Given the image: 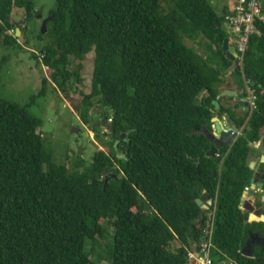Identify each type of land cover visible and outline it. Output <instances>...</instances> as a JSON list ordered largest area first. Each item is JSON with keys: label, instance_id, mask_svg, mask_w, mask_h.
Here are the masks:
<instances>
[{"label": "trees", "instance_id": "obj_1", "mask_svg": "<svg viewBox=\"0 0 264 264\" xmlns=\"http://www.w3.org/2000/svg\"><path fill=\"white\" fill-rule=\"evenodd\" d=\"M17 11L26 24L38 14L32 0H0L5 49L21 48L11 18ZM227 14L209 0H55L45 33L33 36L39 43L32 57L50 73L37 96L48 83L63 93L72 79L80 84L93 53L78 113L88 125L98 108L112 132L105 140L92 128L108 151H96L78 171L55 162L38 117L0 98V264H94L87 244L107 264H188L187 251L210 224L212 264H264V221L250 222L240 208L254 173L251 145L264 129V23H255L242 68L254 109L236 119L212 105L230 67ZM185 40L204 41L202 54ZM230 75L239 77L245 98L237 64ZM214 113L229 114L241 128L218 148L220 158L206 156ZM257 171L264 173V163ZM204 197L214 203L207 211L196 204ZM107 225L113 233L102 256Z\"/></svg>", "mask_w": 264, "mask_h": 264}, {"label": "rangeland", "instance_id": "obj_2", "mask_svg": "<svg viewBox=\"0 0 264 264\" xmlns=\"http://www.w3.org/2000/svg\"><path fill=\"white\" fill-rule=\"evenodd\" d=\"M32 2L35 10L38 11L34 20L26 24L22 11H17L18 15H14L19 17V20L14 21V23L16 29L21 30L19 36L16 37L21 48L5 49L0 46V60L6 59L5 63L0 66V98L18 106L26 107L31 115L41 120L42 129L40 132L46 142V148L51 151L55 162L66 164L78 171H84L91 164L93 154L96 151H108L107 148L101 146L96 138L94 139L95 132L91 131L92 128H99V132L105 140L108 139L106 136L110 132V128L106 129L103 126L104 123L109 124V122H100L101 116L98 108H93L90 112V118L96 121L88 125L82 123L78 113L82 98L80 92L87 94L90 91L93 53H90L83 62V69L80 74L82 82L80 84H75L72 79L67 83L65 93H63L54 88L53 84L48 83L45 94L37 96L41 90L42 78L49 80L50 73L32 57V54L37 56L38 51L35 46L39 43L33 36L40 31L42 22L48 19V12L53 9L55 0H32ZM209 2L218 10L217 3L219 4V0H209ZM27 25L28 29L31 30V34L29 30L24 31ZM8 34L11 35L12 33L8 32ZM27 39L28 44H25ZM198 41L185 40L184 42L188 47L202 54L201 44H204V41ZM232 46L229 41V48L231 49ZM72 68L71 65L70 70ZM236 77V75L232 76L237 83L236 79L238 80L239 77ZM97 123L100 126H95ZM79 148H81L80 155H78ZM255 194H264V192L254 193L249 191L248 197L255 196ZM256 198L258 199L259 196H256ZM249 221L263 222L264 220L255 217ZM106 230V238L99 240L100 249L98 251L102 256L105 255L106 246L113 233L109 225L106 226ZM86 252L94 264H107L105 260L99 262L95 260L89 244L86 245Z\"/></svg>", "mask_w": 264, "mask_h": 264}, {"label": "built area", "instance_id": "obj_3", "mask_svg": "<svg viewBox=\"0 0 264 264\" xmlns=\"http://www.w3.org/2000/svg\"><path fill=\"white\" fill-rule=\"evenodd\" d=\"M256 22L264 23V13L260 7V0H231V9L229 14L225 16L224 25L228 33V39L233 45L231 49L228 45V48L234 56L237 69L240 72V77L244 84L245 92L248 96L250 106L249 114L254 109L256 97L249 86V80L242 72V68L247 43L255 32ZM236 134L238 135L239 133ZM215 157L220 158V155L216 153ZM221 163L222 160L219 164V168H221ZM251 190L254 193H257L256 188H251L249 186L245 187L244 192L247 193ZM209 202L210 206H214L212 200H209ZM203 233L202 241L197 246H194L192 250L187 251L186 259L188 264H212L211 255L214 247L211 241V224L204 230ZM197 247L199 248L198 251L196 250Z\"/></svg>", "mask_w": 264, "mask_h": 264}, {"label": "water", "instance_id": "obj_4", "mask_svg": "<svg viewBox=\"0 0 264 264\" xmlns=\"http://www.w3.org/2000/svg\"><path fill=\"white\" fill-rule=\"evenodd\" d=\"M260 7L262 9V12L264 13V0H260ZM11 18L15 22H17L19 20L18 16L12 15ZM48 20H49V18L47 20L43 21L41 24L40 31L42 34H44L46 31L45 26H46V23ZM19 34H20V30L18 28L15 29V37L19 36ZM223 51L225 52L226 57L230 61L229 72L233 73L236 70V62H235L234 56L232 55V52L228 48L227 39H225L223 41ZM202 92H204V90H202ZM200 97H201V93H199L197 98H196L197 102L199 101ZM221 97L236 98V97H238V94L236 92H231L229 90H225V91L220 92L217 95L216 99L212 102V105L214 106L215 110H217V108H218V100ZM228 110L229 111L246 110V112L248 113L250 111V106H249V103H247V102H239L238 104L228 106ZM224 119H225L226 128L223 127L222 123H220V127H219V124L217 123V120L215 118L211 119V121L214 123L215 134H211V135L207 136L208 141L212 144V146L206 152L207 157L214 158L218 148H222V147H226V146L231 145L236 139V136H237L236 133H239L237 126L230 119L229 114L226 113L224 116ZM95 126H100V124L97 123V124H95ZM103 126L106 129L110 128V125L106 124V123H104ZM109 131H110L109 133H111L112 128ZM123 137L124 136L121 135L120 139H123ZM257 145H258L259 152H261L264 155V144H263L262 138L259 139V141L257 142ZM80 152H81V148L78 149V155L81 154ZM190 161L192 163H197V160H193V161L190 160ZM258 161H260L261 163H264V158H261L260 156L259 157L255 156V158L248 165L249 169L254 171L255 165ZM106 174H107V172L103 171V175H105V183H107ZM263 181H264V173L254 171L253 176H252V183H251L252 188L256 187L258 190H260L263 193V190H262V187H263L262 182ZM245 195H246V193L242 194L240 203H243V198L245 197ZM203 199H200V200L197 199L196 204L198 206H201ZM205 199L207 200V197H205ZM206 204L207 205L204 207H206V209H208L210 206L209 200L206 202ZM251 211H253V210H251ZM261 212H262V209H258L255 212H252L249 216V220L251 219L252 216H254L256 218H262L264 220V217L261 215ZM196 250L198 251L199 248L197 247ZM243 250L244 249H242V252H241L242 254H244Z\"/></svg>", "mask_w": 264, "mask_h": 264}, {"label": "crops", "instance_id": "obj_5", "mask_svg": "<svg viewBox=\"0 0 264 264\" xmlns=\"http://www.w3.org/2000/svg\"><path fill=\"white\" fill-rule=\"evenodd\" d=\"M217 7H218V11H221L222 9L225 8V10H227V12H228L231 9V0H219V4L217 3ZM224 86H227V88H225ZM225 90H229L231 92H236L237 94H239V97L231 98L230 100L229 99H225V97H221V100L220 99L218 100V107H219V105H221L224 108H228V106H230V105L238 104L240 102V98L243 97L242 91L239 89V87L237 86V83L234 81V79L232 78L230 73H227L225 75V77H224V85H223V87H221L220 92L225 91ZM226 98H228V97H226ZM215 111H217V110H215ZM232 112H234V117L236 119L244 118V112H245L244 110H238V111H232ZM246 113H245V115H246ZM224 116H225V114H223L222 116H218L217 113H214L213 118H215L217 120V123L219 124V127H220V123H222L223 127L226 128ZM211 128H212V131H211L212 134L213 133L215 134V129H214V123L213 122H212ZM238 130H239V133H240L241 132V128H238ZM262 132H264V129L262 130ZM260 138L263 139V144H264V133H261ZM255 156H257V157L260 156L261 158H264V155L261 152H259V150H258L257 142L251 145V154H250V157H249V163L255 158ZM259 164H261L260 161H258L256 163L254 171L258 172L257 168H258ZM248 193L249 192H247L245 197L243 198V203H241V207L240 208H242L243 211L249 212V216H250V214L252 212H255L258 209H262V211H263L264 194H255V196L248 197ZM256 196H259V198L257 199ZM207 201L208 200H206L205 197H204L202 205L200 206L202 210H206V211L208 210V209H206V207H204V206L207 205L206 204ZM257 201H259L263 205H261L260 207H256ZM251 210H253V211H251Z\"/></svg>", "mask_w": 264, "mask_h": 264}, {"label": "bare ground", "instance_id": "obj_6", "mask_svg": "<svg viewBox=\"0 0 264 264\" xmlns=\"http://www.w3.org/2000/svg\"><path fill=\"white\" fill-rule=\"evenodd\" d=\"M230 73V72H229ZM231 74V73H230ZM239 96V95H238ZM237 98V97H236ZM231 99V98H230ZM240 102H248V96H246L245 98H240ZM254 217V216H253Z\"/></svg>", "mask_w": 264, "mask_h": 264}, {"label": "clouds", "instance_id": "obj_7", "mask_svg": "<svg viewBox=\"0 0 264 264\" xmlns=\"http://www.w3.org/2000/svg\"><path fill=\"white\" fill-rule=\"evenodd\" d=\"M248 114H249V112H248ZM239 135H240V133H239ZM238 136V135H237ZM236 136V137H237ZM249 187H251V185L249 186ZM252 188V187H251ZM256 188V187H255ZM256 190H257V193H262L260 190H258L257 188H256ZM263 190V189H262ZM252 191V190H251ZM243 193H245V192H243ZM242 209V208H241ZM243 210V209H242Z\"/></svg>", "mask_w": 264, "mask_h": 264}, {"label": "flooded vegetation", "instance_id": "obj_8", "mask_svg": "<svg viewBox=\"0 0 264 264\" xmlns=\"http://www.w3.org/2000/svg\"><path fill=\"white\" fill-rule=\"evenodd\" d=\"M238 95H239V94H238ZM238 97H239V96H238ZM244 111H245V112H244V115H245L246 110H244ZM101 121H105V120L101 118V119H100V122H101ZM108 134H110V133H108ZM103 136H104V135H103Z\"/></svg>", "mask_w": 264, "mask_h": 264}]
</instances>
